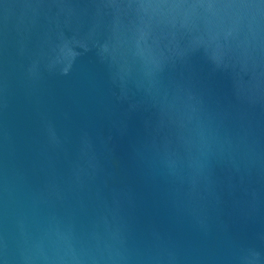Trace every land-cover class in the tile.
Returning a JSON list of instances; mask_svg holds the SVG:
<instances>
[{"label":"water","instance_id":"95a60500","mask_svg":"<svg viewBox=\"0 0 264 264\" xmlns=\"http://www.w3.org/2000/svg\"><path fill=\"white\" fill-rule=\"evenodd\" d=\"M0 264H264V0H0Z\"/></svg>","mask_w":264,"mask_h":264}]
</instances>
